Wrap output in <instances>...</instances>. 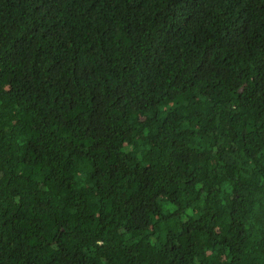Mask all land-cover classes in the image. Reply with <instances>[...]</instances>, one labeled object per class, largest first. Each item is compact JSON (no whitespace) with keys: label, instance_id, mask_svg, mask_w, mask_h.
Masks as SVG:
<instances>
[{"label":"trees","instance_id":"1","mask_svg":"<svg viewBox=\"0 0 264 264\" xmlns=\"http://www.w3.org/2000/svg\"><path fill=\"white\" fill-rule=\"evenodd\" d=\"M0 264H264V0H0Z\"/></svg>","mask_w":264,"mask_h":264}]
</instances>
